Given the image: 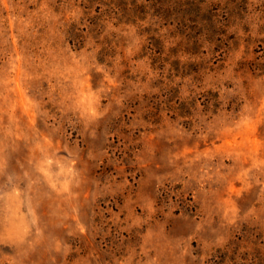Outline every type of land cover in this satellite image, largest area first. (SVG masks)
I'll return each instance as SVG.
<instances>
[{
  "label": "rangeland",
  "instance_id": "374dc122",
  "mask_svg": "<svg viewBox=\"0 0 264 264\" xmlns=\"http://www.w3.org/2000/svg\"><path fill=\"white\" fill-rule=\"evenodd\" d=\"M0 264H264V0H0Z\"/></svg>",
  "mask_w": 264,
  "mask_h": 264
}]
</instances>
